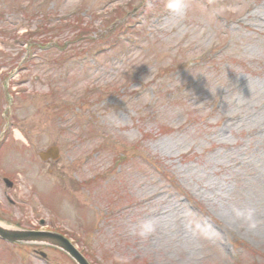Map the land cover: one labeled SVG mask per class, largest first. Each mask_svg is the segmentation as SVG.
Masks as SVG:
<instances>
[{"label": "rangeland", "instance_id": "1", "mask_svg": "<svg viewBox=\"0 0 264 264\" xmlns=\"http://www.w3.org/2000/svg\"><path fill=\"white\" fill-rule=\"evenodd\" d=\"M0 121L1 225L43 220L90 264H264V0H188L183 18L164 0H0ZM186 213L218 237H195ZM143 219L147 240L131 234ZM0 264L75 263L0 240Z\"/></svg>", "mask_w": 264, "mask_h": 264}, {"label": "clouds", "instance_id": "2", "mask_svg": "<svg viewBox=\"0 0 264 264\" xmlns=\"http://www.w3.org/2000/svg\"><path fill=\"white\" fill-rule=\"evenodd\" d=\"M164 6L170 13L178 18H183L188 8V0H164ZM233 213L235 221L245 222L249 229L257 227L253 209L234 208ZM157 227L155 220L143 219L132 226L131 234L141 240H147L156 233ZM186 227L199 239L211 241L218 237V233L212 224L200 221L191 213H186ZM115 258L125 262L130 259V257L122 255H117Z\"/></svg>", "mask_w": 264, "mask_h": 264}, {"label": "water", "instance_id": "3", "mask_svg": "<svg viewBox=\"0 0 264 264\" xmlns=\"http://www.w3.org/2000/svg\"><path fill=\"white\" fill-rule=\"evenodd\" d=\"M0 237L10 240V241H28L36 238L35 234H31L29 232H14L11 230L4 229L0 227ZM54 237V236H53ZM55 239H51L50 237L40 238L39 240L45 241L47 243L56 245L66 251L78 264H88L74 249L71 245L67 243L61 237H54Z\"/></svg>", "mask_w": 264, "mask_h": 264}]
</instances>
